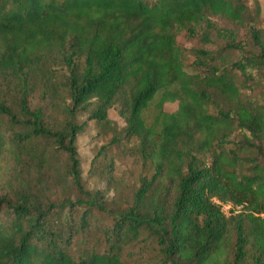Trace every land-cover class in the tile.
<instances>
[{"label": "trees", "instance_id": "16d2710c", "mask_svg": "<svg viewBox=\"0 0 264 264\" xmlns=\"http://www.w3.org/2000/svg\"><path fill=\"white\" fill-rule=\"evenodd\" d=\"M250 8L0 0V158L16 180L0 264H264V13ZM89 121L105 188L82 181ZM123 143L137 183L114 174Z\"/></svg>", "mask_w": 264, "mask_h": 264}, {"label": "rangeland", "instance_id": "374dc122", "mask_svg": "<svg viewBox=\"0 0 264 264\" xmlns=\"http://www.w3.org/2000/svg\"><path fill=\"white\" fill-rule=\"evenodd\" d=\"M261 11V16L264 13V0H257ZM248 4L251 7L252 12L253 0H248ZM197 44V40L189 43V45ZM197 46V45H196ZM193 56H189V60H192ZM264 91V85L257 87L255 91ZM177 107V102H166L164 103V109L167 111H172ZM109 116L116 120L119 124L122 123V119L116 115L113 109L109 110ZM98 127L93 121H89L81 133L77 135V146L78 153L80 157L81 165V175L82 181L86 188L97 189L105 188L106 182L101 179V172L103 170V163L107 160L103 159L95 163V167L90 170V163L92 157L97 151L100 144L104 142L102 137L98 136ZM103 133V132H101ZM129 143H123L121 145H114L109 150V156L112 157L114 161V174L116 177L123 178L128 183H137L138 176L141 172V166L138 164L134 153L130 151ZM14 170L13 161L8 155V153H3L0 158V193L8 190L9 183H16V180L12 176V171ZM114 194V189L112 187L108 188V195L112 196ZM228 213V212H227ZM131 264H143L132 260Z\"/></svg>", "mask_w": 264, "mask_h": 264}, {"label": "built area", "instance_id": "2783aa9c", "mask_svg": "<svg viewBox=\"0 0 264 264\" xmlns=\"http://www.w3.org/2000/svg\"><path fill=\"white\" fill-rule=\"evenodd\" d=\"M215 200L218 204H220L222 209L225 210L226 212H228L229 207L232 206L231 202H228V201L224 202V201H220L218 199H215ZM236 207H238V206H236Z\"/></svg>", "mask_w": 264, "mask_h": 264}]
</instances>
